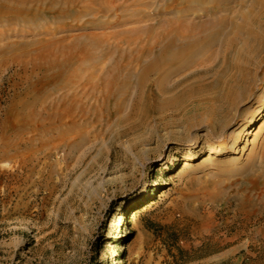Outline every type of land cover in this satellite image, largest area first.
<instances>
[{"label":"rangeland","instance_id":"rangeland-1","mask_svg":"<svg viewBox=\"0 0 264 264\" xmlns=\"http://www.w3.org/2000/svg\"><path fill=\"white\" fill-rule=\"evenodd\" d=\"M137 1L0 0V264H264V62L239 58L247 93L221 128L208 126L193 98L139 117L136 85L126 101L89 95L85 121L78 113L74 130L55 127L71 79L141 55L138 71L172 16L198 35L228 13L211 15L208 0ZM221 41L151 73L144 92L164 82L177 85L174 95L197 75L234 73ZM84 48L91 57L66 61ZM224 138L227 149L204 159Z\"/></svg>","mask_w":264,"mask_h":264},{"label":"bare ground","instance_id":"bare-ground-1","mask_svg":"<svg viewBox=\"0 0 264 264\" xmlns=\"http://www.w3.org/2000/svg\"><path fill=\"white\" fill-rule=\"evenodd\" d=\"M148 1L150 0H146L143 3H147ZM204 1L199 0L200 3ZM208 1L212 3L216 2L211 7L212 9H208L211 15H216L222 11L228 12L225 15L209 18L211 26L209 34H204L200 30L198 31L200 34L197 35L195 31L193 32L194 29L192 30L190 27V29H186L181 25L182 22L178 21L179 18L172 16L168 22V28L153 40L159 46L158 51L138 71H135L133 66L139 62L141 55L121 60L113 72H93L71 79L68 83L69 102L67 105H61L56 109L55 127H60L68 122L70 123V130H74L79 124L80 120L78 119L81 118L82 121H85L88 116L87 108H82L81 104L83 100L89 98V95L97 97V93H99L102 98L111 101L122 96V100L126 101L129 99L128 94L133 85L139 88L137 98L133 99V111L134 114H139V117L145 115L146 110L152 106L162 108L193 98L196 100L194 110H201L209 116V127L214 125L221 128L227 125L229 122V114L231 113L230 109L236 107L238 105V98L241 95L245 96L247 93V89H245L247 68L241 65L239 58L242 57L247 63L261 65L264 62V0H248V2L246 0H233L236 3L234 6L235 9H230L226 6L225 3L230 0ZM135 4L142 6L139 0ZM119 6L121 11L124 12V14H120L122 17L130 15L127 4L123 3L119 4ZM244 6L248 7V9L243 11ZM109 8L112 7L110 6ZM109 8L105 6L104 10L108 12ZM89 9V7H84L86 11ZM190 13L189 11H185L183 16H188ZM235 19H239V21L236 22ZM181 21L183 20L181 19ZM232 24L235 27L228 26ZM230 28L233 29V34L227 36ZM85 33L89 37H95V32L87 31ZM220 40H222L221 43L226 44L225 51L227 59L224 64L225 66L234 68L236 70L234 73H227L223 69V72L213 79L214 81L210 80L209 82L204 80L205 73L197 75L193 79L192 84L184 88H179L178 92L174 95L167 94L171 93L177 85L165 86L163 85L165 84L164 82L158 84L159 88L156 92L149 94L144 92L143 89L151 73L163 70L169 72L174 69V66L178 62H184L187 59L189 61L202 46H209V42H219ZM239 41L243 46L241 48L236 47ZM153 42L152 46L148 45L142 52H151L153 50ZM129 43L134 46L137 42ZM145 43L149 44V39ZM67 48L74 49L72 43H68ZM90 49L84 48V50H88L87 52H71V54L67 55L66 61L68 60V63H75L77 60L91 57ZM232 54H234L233 59L230 58ZM100 103L98 101L99 109L96 108V113L100 111V107L102 106ZM120 108L121 103L118 105V108L115 107V110L117 111ZM115 110L113 111L115 112ZM78 113H80V118H78ZM127 119H130L129 116L121 115L118 117V122ZM242 124L241 122L237 126H242ZM60 136L61 134H59ZM229 141V138H224L219 142H212L208 147V153L204 159L212 158L214 154L223 153L227 149ZM190 159V156H186L183 165Z\"/></svg>","mask_w":264,"mask_h":264}]
</instances>
